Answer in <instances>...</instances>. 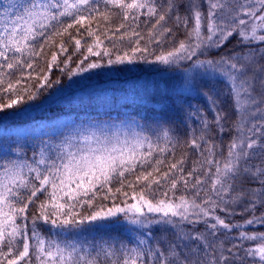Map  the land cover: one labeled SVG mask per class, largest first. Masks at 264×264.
<instances>
[{
  "label": "snow or ice",
  "instance_id": "6c2138e0",
  "mask_svg": "<svg viewBox=\"0 0 264 264\" xmlns=\"http://www.w3.org/2000/svg\"><path fill=\"white\" fill-rule=\"evenodd\" d=\"M142 17L150 25L146 37L138 30ZM114 20L120 22L113 26ZM181 28L185 35L177 43ZM234 36L243 51L201 58ZM65 38L74 41V54L86 45L77 69L69 70L72 56L60 67L59 56L68 52ZM105 40L117 52L127 41L131 54L124 50L113 59ZM167 43L173 46L165 49ZM153 44L160 47L158 54L150 50ZM52 48L59 55L52 51L47 71L38 73L37 61ZM90 57L97 59L88 62ZM105 57L108 65L139 58L182 69L178 91L204 96L214 112L211 123L221 134L228 112L219 105L228 101L236 119L226 152L209 137L210 122L195 108L186 119L199 117L202 128L187 144L200 159L190 169L187 153L175 156L178 141L172 128L145 127L135 120L73 132L56 144L43 142L30 157L0 148V264H100L101 257L104 264H264V232L246 229L264 226V211L255 214L264 209V0H6L0 7V110L36 101L42 89L52 87L54 67L73 76L101 68ZM209 77L210 83L224 85L222 93L198 91L199 81ZM113 183L119 184L115 191ZM126 183L132 202L117 203V193L128 195ZM252 184L257 186H246ZM105 189L108 194L97 202ZM109 199L111 206L103 203ZM233 203H246L251 218L232 224L216 214L231 215L228 205ZM121 216L138 229L161 226L165 235L154 244L144 232L131 244L105 242L96 246L95 256L90 247L68 238L79 236L86 225L90 231L123 227ZM39 222L51 226L50 238L38 231ZM201 223L204 231L196 228ZM185 225L192 227L185 230ZM236 230L238 235L231 236Z\"/></svg>",
  "mask_w": 264,
  "mask_h": 264
},
{
  "label": "trees",
  "instance_id": "16d2710c",
  "mask_svg": "<svg viewBox=\"0 0 264 264\" xmlns=\"http://www.w3.org/2000/svg\"><path fill=\"white\" fill-rule=\"evenodd\" d=\"M6 0H0V7L4 6ZM31 0H16L18 4H28ZM183 13V9H181ZM143 17L141 18V24L139 31L142 34L147 35V30L150 25H145L143 23ZM119 20L113 21V26L118 24ZM173 22L169 21V26H172ZM95 27V25H93ZM73 35L75 31L73 30ZM183 29L177 30L175 41L178 43L179 40L184 38ZM79 38V37H77ZM103 39V37H101ZM88 43L92 42V38H87ZM66 47L68 52L62 56H59L60 67H63L64 60L68 56H72V61L69 65V70L77 69V65L84 55H87L86 45L82 47L80 52H76L75 43L67 42ZM238 37H232L226 45L220 49H211L206 54L205 57L209 59H219L221 55L228 54L231 55L233 51L241 52L244 50L243 47H237ZM59 43V41H57ZM83 43V42H82ZM134 43V41H133ZM145 41H141V45ZM124 48L117 52L115 49H111V44L108 40H105L104 46L109 47L112 51V58L115 59L117 54H123L124 50L130 52V46L127 41L123 42ZM172 43L165 44V49H170ZM250 45L248 47H253ZM154 49L156 54H158L161 49L155 44L150 46V50ZM52 51H56L59 55L58 48H52L47 51L45 59L38 60L37 72L47 71V60H50ZM97 57H90L88 62L96 60ZM149 59H154V56L149 57ZM134 62L141 64V67L144 65L147 66L146 79L144 80H132L127 81L129 84H124L125 86L114 87L111 85L113 83L107 84L105 89L106 95H101L103 91H95L97 95L87 93L86 95H77L63 93V95H56L59 88L68 87L70 76L67 71L61 72L58 67H54L50 73V81H52V87L45 88L41 90V93L36 101H28L26 104H20L15 106L12 109H2L0 110V125L1 126H17V125H26L37 121H49L54 120L60 117H69L74 116L75 119L79 120L80 116L83 120H88L89 127H94L95 130L98 126H107L108 124L116 125L123 122H129L132 120L138 121L141 125L145 127H155L157 123L162 124L166 127L173 129V136L176 141H178L175 156L180 158L182 154L187 153V163L185 165L186 169H190L193 165V161L200 159L199 153L196 149L192 148L187 142L192 138L193 135H200L202 124L200 123L199 117L193 116L192 119H186L188 112L192 111L193 108L199 109L210 122L208 135L214 139L217 143L224 146L226 152V146L232 138L234 133L232 129V121L236 119L235 114L230 110L228 101L225 100L223 104H220L219 107L228 112V119L224 122L225 132L221 134L216 125L212 124L211 121L214 119V112L211 110L209 102L202 95H195L189 91H178L179 85L183 83V72L182 69H176L173 66H165L156 63H145L137 58ZM87 62L84 66H86ZM149 75H155L153 78H150ZM148 76V77H147ZM149 78V79H148ZM56 80H59V83H55ZM210 77L204 80H200L197 84V89L200 92L207 91L210 88H214L215 91L220 94L224 89L223 84H216L215 82H209ZM23 83V82H22ZM220 99L224 100V95H220ZM7 97H5V101ZM44 101L40 108L35 110H30L28 112H21L20 109L27 107L28 104H37ZM109 102L106 103V102ZM191 105V108L189 107ZM15 113V114H14ZM163 116L162 120H158L159 117ZM144 118V119H142ZM63 138L61 136H47V137H25L18 138L15 136H3L0 135V148L8 150H19L22 154L27 156H32L33 151H38L39 148L43 147V142H49L51 144L59 143ZM171 159V155H169ZM128 179L134 180V176L129 177ZM247 187H256L257 185H246ZM113 191L116 187H119V184L113 183L111 185ZM124 191L128 193L127 197L123 196L120 193H117V203H122L124 199H128L129 203L132 202V190L125 185ZM137 194L139 193V187L136 189ZM163 189H160V193L157 198L162 196ZM108 194L107 189L103 192L98 193L99 197ZM110 195V194H109ZM177 195H180L178 192ZM203 195V194H202ZM43 199V196H41ZM39 203V201L37 202ZM107 206H111L113 203L112 199L103 201ZM247 207L246 203H233L229 204L228 208L231 212L229 215L227 212H220L217 210V215H220L222 218H225L227 222L232 224H243L245 220L251 218L250 212H245ZM36 205L32 206L31 211H35ZM264 211V209L258 210L255 214L257 216ZM41 227L38 229L41 235L45 238H50V225H43V222H39ZM31 225L29 224V228ZM87 227V225L85 226ZM191 225H185V230H190ZM199 231L205 230V225L203 223L196 226ZM248 232L258 231L264 232V226L259 224L253 226H246ZM99 234L103 237H112L106 238L105 242L112 244L116 242V246L119 247V242L123 241L125 243H134L141 235L142 232L148 233L145 236V239H149L151 243H155V239L165 235L161 231V226H152L150 229H138L135 226H115L105 229H98ZM223 231V230H222ZM239 230L234 231L231 236L238 235ZM231 237H229L230 239ZM220 239H224L223 236ZM235 242V241H233ZM230 246V245H229ZM22 248V245H21ZM6 250V249H5ZM103 259V257H102ZM35 264V262H33ZM102 264V263H101Z\"/></svg>",
  "mask_w": 264,
  "mask_h": 264
},
{
  "label": "rangeland",
  "instance_id": "374dc122",
  "mask_svg": "<svg viewBox=\"0 0 264 264\" xmlns=\"http://www.w3.org/2000/svg\"><path fill=\"white\" fill-rule=\"evenodd\" d=\"M102 67L98 69H90L87 72H77L76 75L70 76L69 85L64 89V87L59 88V91L55 93L56 95L73 94L86 95L87 93L97 95L95 91H103L101 95L105 94V89L109 86L107 84L113 83L114 87L125 86L124 84H129L132 80H144L146 79L147 66L141 67V64L134 62L129 64L127 62L123 64H107V58L105 57L102 61ZM86 67V66H85ZM153 78L155 75H149ZM148 77V76H147ZM149 79V78H148ZM106 103L109 104L107 101ZM83 117V116H82ZM80 119L77 120L75 117H60L49 121H37L26 125L17 126H1L0 125V135L3 136H15L18 138L25 137H47V136H61L62 138L72 134L77 131H90L95 130L94 127H89L88 120ZM118 125V124H116ZM113 125L108 124L102 127H111ZM97 128V129H98ZM120 224L127 226L128 224L123 220L121 216L119 218ZM132 226V225H128ZM88 226L85 227V231L79 234V236H69V239H75L79 243L83 244L85 247H90L92 249L91 255L95 256V248L98 245L105 243L106 238L99 234V230H87ZM51 234V233H50ZM104 264V260L101 257L100 264Z\"/></svg>",
  "mask_w": 264,
  "mask_h": 264
}]
</instances>
